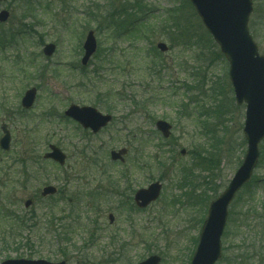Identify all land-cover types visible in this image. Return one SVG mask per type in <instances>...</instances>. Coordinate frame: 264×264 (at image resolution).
Segmentation results:
<instances>
[{
    "label": "rangeland",
    "instance_id": "rangeland-1",
    "mask_svg": "<svg viewBox=\"0 0 264 264\" xmlns=\"http://www.w3.org/2000/svg\"><path fill=\"white\" fill-rule=\"evenodd\" d=\"M253 7L249 31L264 56V0ZM2 9L10 15L0 24V126L7 125L11 142L9 151L0 150V235L5 215L33 211L43 222L57 202L55 224H66L67 237L60 230L57 241L34 234L43 259L50 254L58 262L57 249L65 248L67 264H138L150 256L189 264L209 203L246 151L245 106L235 104L228 64L194 10L183 0H9ZM88 31L97 50L81 67ZM158 43L168 51L155 49ZM45 44L56 47L49 58ZM31 87L37 100L24 111L20 99ZM70 104L113 120L90 137L63 117ZM158 120L170 125L167 138L155 130ZM50 144L66 155L63 167L42 159ZM122 148L123 163L112 162L109 152ZM259 151L251 180L228 208L216 264H264V140ZM154 182L162 186L159 198L138 210L134 193ZM46 185L58 189L55 200L40 197ZM88 192L97 195L88 201ZM25 236L0 241V263L28 251Z\"/></svg>",
    "mask_w": 264,
    "mask_h": 264
},
{
    "label": "water",
    "instance_id": "water-1",
    "mask_svg": "<svg viewBox=\"0 0 264 264\" xmlns=\"http://www.w3.org/2000/svg\"><path fill=\"white\" fill-rule=\"evenodd\" d=\"M6 1V0H0ZM201 20L204 28L219 46L220 52L229 64V80L231 82L235 101L238 105L246 104L243 134L247 141V151L243 162L223 193L208 208V215L198 236V245L190 264H215L221 257V236L227 219V210L236 193L247 183L256 167L259 152L258 144L264 138V56H260L257 47L249 35L247 23L252 11L251 0H189ZM8 13L0 12V23L7 21ZM162 52L167 48L163 44L157 46ZM84 56L81 64L85 66L96 50L93 32H89L83 43ZM55 46H44L43 54L50 57ZM35 99V89L28 90L22 98L21 105L28 109ZM65 116L79 123L84 129H90L94 134L105 127L110 121L109 115H102L90 107L70 105ZM156 127L164 137L169 136L170 126L159 121ZM3 137L0 139V149L9 150L10 135L6 125L1 126ZM50 152L44 159L63 165L65 155L55 146H49ZM127 151L121 149L111 152L113 161L123 162ZM161 185L155 182L140 189L134 195L135 205L143 209L159 197ZM56 189L52 186L43 188L42 197L52 196ZM31 201H26L27 208ZM110 223L113 217L109 216ZM160 258L151 256L139 264H159ZM1 264H65L51 263L45 260H6Z\"/></svg>",
    "mask_w": 264,
    "mask_h": 264
},
{
    "label": "trees",
    "instance_id": "trees-1",
    "mask_svg": "<svg viewBox=\"0 0 264 264\" xmlns=\"http://www.w3.org/2000/svg\"><path fill=\"white\" fill-rule=\"evenodd\" d=\"M186 1V0H183ZM189 5V4H188ZM190 6V5H189ZM191 8V7H190ZM174 13V12H172ZM143 24V22L141 23ZM174 29H169L171 31H174L178 29L179 31V26L178 23L177 24H173ZM170 41L172 42L173 39L172 37H169ZM193 42V41H192ZM191 43V42H190ZM212 46L215 48L216 46L214 44H212ZM216 51V50H215ZM216 54L218 56H220V54L218 53V51H216ZM221 57V56H220ZM103 66V65H102ZM94 77V79L96 80L97 74L95 71L92 73ZM93 79V81H94ZM92 81V80H91ZM26 162H22V166L23 169L27 171V169L29 168L30 172L32 173V175L39 173V168L38 167H26L25 166ZM212 169H215V166H212ZM23 170V172H24ZM96 194V192H92L88 194L89 198L94 197ZM49 200L53 201L55 200V197H50ZM69 203V202H67ZM56 204L57 202H54L52 206H50L49 208H47V213L44 214L43 217V222H41L40 220H38L36 217L34 218V212L30 211L29 215L30 217H26L25 215H20L19 213L14 212L11 215H5L6 221H7V226L5 227V230L3 231V234L0 235V241H2L3 244H8L10 245L11 242H20L21 240H23L22 237V233L24 231H27L28 236H25L24 238V246L27 247L28 251H25V253L21 252L18 253L17 258H27V259H43L44 255L43 252L38 251L37 249H34L33 246V235L36 233H42L44 238H50L53 239L55 241H57V239H60L63 237V239H66L65 237H67L66 232H68V228L66 227V224H63V221L61 220L60 223H58L59 227H56V217L58 216L57 212H55L54 208H56ZM59 230L62 231V237L59 234ZM18 246V245H16ZM15 252H18V250L16 249ZM60 256L61 259L64 261L68 260V252L65 250V248H58L57 252ZM55 257V256H54ZM47 260H50V258L52 259L53 256H51L50 254L46 255Z\"/></svg>",
    "mask_w": 264,
    "mask_h": 264
}]
</instances>
